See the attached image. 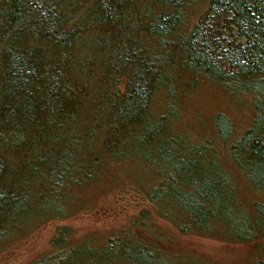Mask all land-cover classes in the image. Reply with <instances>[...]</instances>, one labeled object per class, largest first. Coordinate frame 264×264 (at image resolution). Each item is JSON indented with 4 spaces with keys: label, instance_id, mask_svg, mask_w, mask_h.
I'll list each match as a JSON object with an SVG mask.
<instances>
[{
    "label": "trees",
    "instance_id": "1",
    "mask_svg": "<svg viewBox=\"0 0 264 264\" xmlns=\"http://www.w3.org/2000/svg\"><path fill=\"white\" fill-rule=\"evenodd\" d=\"M187 80L248 97L250 126L219 113L193 140ZM114 164L179 234L264 241V0H0V252ZM149 210L99 246L58 227L29 264H170Z\"/></svg>",
    "mask_w": 264,
    "mask_h": 264
},
{
    "label": "rangeland",
    "instance_id": "2",
    "mask_svg": "<svg viewBox=\"0 0 264 264\" xmlns=\"http://www.w3.org/2000/svg\"><path fill=\"white\" fill-rule=\"evenodd\" d=\"M186 84L180 94L178 126L193 140L213 135L212 119L219 113L230 119L234 136L250 126L253 113L249 109L248 97L227 93L207 81L191 84L187 80ZM103 177L79 194L77 199L84 206L81 213L62 221H49L7 248L3 246L0 264H29L47 254L51 236L56 228L62 226L73 230V241L88 239L92 245L99 246L111 232L125 226L142 209H150L144 198L145 180L133 170L114 164L107 168ZM241 185L244 186L243 183ZM150 213L153 225L161 233L155 244L170 264H256L264 256L263 240L235 243L199 235H181L152 210Z\"/></svg>",
    "mask_w": 264,
    "mask_h": 264
}]
</instances>
